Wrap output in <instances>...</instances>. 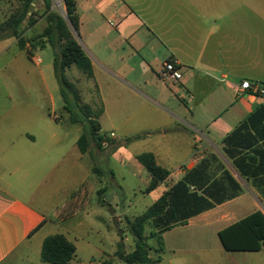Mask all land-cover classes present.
I'll list each match as a JSON object with an SVG mask.
<instances>
[{"label": "crops", "instance_id": "obj_1", "mask_svg": "<svg viewBox=\"0 0 264 264\" xmlns=\"http://www.w3.org/2000/svg\"><path fill=\"white\" fill-rule=\"evenodd\" d=\"M74 2L78 27L73 36L92 67V77L84 76L92 83L84 103L93 108L99 102L98 122L113 113L126 117L127 104L137 98L152 104L167 122L153 125L156 136L148 135L150 148L142 152L151 153L168 175L147 192L159 190L158 198L187 177L190 191L212 204L161 233L158 264L166 253L165 264H264V248L225 251L217 237L255 211L264 215V99L238 97L235 91L242 80L264 84V0ZM12 8L11 0H0V23ZM36 26H19L16 36L8 27L0 29V264L27 262L30 245L40 248L54 234L75 247L67 264H98L92 255L78 254L97 228L74 219L80 213L89 217L92 199L102 189V172L92 165V147L79 152V135L70 148L61 144L59 118L50 114L52 66L40 68L33 56L48 46L30 40ZM42 29L39 23L37 34ZM166 60L181 70L176 86L157 78ZM154 80L171 90L172 99L180 95L184 109H172L160 93L149 95ZM86 156L90 173L77 180L76 163Z\"/></svg>", "mask_w": 264, "mask_h": 264}, {"label": "trees", "instance_id": "obj_2", "mask_svg": "<svg viewBox=\"0 0 264 264\" xmlns=\"http://www.w3.org/2000/svg\"><path fill=\"white\" fill-rule=\"evenodd\" d=\"M37 0H19L18 9L13 12L1 25L0 29L8 27L16 36V30L27 18L28 10ZM44 6L45 25L39 38L46 43L52 52V73L57 83L59 95L63 102L62 109L67 113V121L79 124L81 133L76 140L80 153H89L91 147L101 150V140L105 134L100 133L98 116L99 109H93L81 103L79 93L72 82L64 75V71L75 66L87 77H92V67L89 58L75 40L72 30L78 27V16L74 0H62L66 20L50 9L51 0H41ZM19 48H23L22 39H18ZM28 56L29 53L27 52ZM264 106V104H263ZM136 137H127L128 143ZM136 161L149 175V183L145 191L154 189L168 175V171L155 163L149 152L135 156ZM97 175L100 172L93 168ZM187 177L176 182L170 189L163 192L150 206L132 221H128L129 232L133 237V249L126 253L121 240L117 243L114 256L127 264H158L160 253L163 252L161 233L169 228L182 225L185 221L212 206L204 197L189 189ZM104 188L97 191L98 201L104 202L101 195ZM149 232L146 233V229ZM217 237L225 251H258L264 248V215L255 211L244 218L219 230ZM152 239L153 246L147 241ZM153 250L155 257L149 255ZM75 247L62 234L46 236L41 243L39 260L44 264H67L74 256Z\"/></svg>", "mask_w": 264, "mask_h": 264}, {"label": "rangeland", "instance_id": "obj_3", "mask_svg": "<svg viewBox=\"0 0 264 264\" xmlns=\"http://www.w3.org/2000/svg\"><path fill=\"white\" fill-rule=\"evenodd\" d=\"M13 4V12L19 7V0H11ZM62 0H51L52 11L60 14L65 20V12L62 6ZM44 6L41 0L35 1L28 10L27 18L21 23L20 26L24 28H30L37 24L36 28L33 27V35L31 41L38 45L42 40L39 38V23L44 22ZM3 23V22H2ZM0 23V27L2 25ZM19 29V27L17 28ZM34 44V45H35ZM34 58L39 60V67H45L51 64L52 52L48 46L44 48H38L33 51ZM31 69L36 72L37 66L32 62H29ZM65 77L73 83L75 88L79 91L81 103L87 102L88 92L85 88H91L92 83L87 80L84 75L75 66H71L64 71ZM51 79L54 80L52 74ZM55 90L53 93L54 103L50 114L58 119V123L61 127V144L71 147V141L75 136L80 135L81 126L79 124H71L64 120L67 113L62 109L63 102L59 95V92ZM149 95L162 94L166 98H169L172 102V109L183 110L184 105L179 101L180 95L172 97L171 90L168 87L162 86L158 81L154 80L152 86L148 89ZM86 104V103H84ZM128 115L126 117H118L115 113L110 116H102L99 119L101 124V130L114 132V138L110 140L103 150H98L94 146L92 147L93 154H95V160L92 165L101 169L102 180L101 186L104 188V204H100L98 196L95 195L91 202L89 217H84V213H80L79 217L74 220L81 219L86 224H91L96 227L97 230L94 233L89 234L87 238V244L84 245L83 250H79V256L92 255L94 262L98 264H127L113 255V250H116L117 243L124 240L123 250L130 252L133 249V237L129 232L128 221H132L135 217L140 215L147 206L157 198L159 190L154 192H146L145 188L148 184V174L142 168V166L134 159V155L147 151L150 148L149 136L154 139L156 136V130L153 125L157 121L167 122V117L155 112L152 104L146 103L143 98H137L134 102L127 104ZM94 112L100 109V104L97 102L92 108ZM102 134H107L100 131ZM146 133L147 136L142 137L135 142L126 143L124 138L132 136H143ZM150 138V139H151ZM71 150V149H69ZM111 154V157L109 156ZM70 161H72L70 154ZM87 165H89V158L86 156L82 160L76 163V179H80L86 172L90 173ZM100 217V218H99ZM58 230V229H55ZM149 229H146V233ZM69 238H71L69 236ZM214 239H217L213 236ZM100 240V242H99ZM149 246L154 245L152 239L147 241ZM30 254L27 262L23 264H41L39 260V247H35L33 243L30 245ZM94 249H101L102 254ZM153 250L149 251V255L154 257ZM161 263L165 264L169 256L168 254L161 255ZM173 264H181L179 261L173 262Z\"/></svg>", "mask_w": 264, "mask_h": 264}, {"label": "built area", "instance_id": "obj_4", "mask_svg": "<svg viewBox=\"0 0 264 264\" xmlns=\"http://www.w3.org/2000/svg\"><path fill=\"white\" fill-rule=\"evenodd\" d=\"M181 77V70L173 60L164 61L157 71L158 80L166 85L176 86L181 80ZM235 91L238 97L252 96L261 97L264 99V84L242 80L236 87ZM113 138L114 134L112 132L104 135L103 139L100 142L101 148L106 147L108 142Z\"/></svg>", "mask_w": 264, "mask_h": 264}]
</instances>
